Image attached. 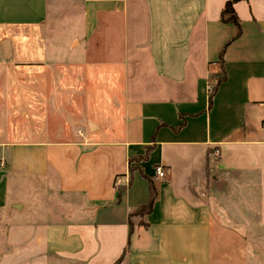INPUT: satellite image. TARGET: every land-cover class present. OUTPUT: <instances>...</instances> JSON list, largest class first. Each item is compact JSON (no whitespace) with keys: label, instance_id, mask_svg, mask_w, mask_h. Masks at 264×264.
Here are the masks:
<instances>
[{"label":"crops","instance_id":"0c3cea01","mask_svg":"<svg viewBox=\"0 0 264 264\" xmlns=\"http://www.w3.org/2000/svg\"><path fill=\"white\" fill-rule=\"evenodd\" d=\"M227 1L0 0V73L64 36L102 40L105 82L120 73L116 117L84 140L0 142V264H264V0L234 4V40Z\"/></svg>","mask_w":264,"mask_h":264},{"label":"rangeland","instance_id":"374dc122","mask_svg":"<svg viewBox=\"0 0 264 264\" xmlns=\"http://www.w3.org/2000/svg\"><path fill=\"white\" fill-rule=\"evenodd\" d=\"M40 39L39 35L33 36L34 43ZM69 40L64 36L46 41L47 46L57 48L48 63H23L11 66L6 73L1 71L0 76L9 77V107L18 111H0V128L8 129L0 131V142L28 139L78 142L96 132L89 130L88 123L106 127L116 117L113 110L116 101L120 102V73L109 75H113L114 83L105 82V69L99 67L104 58L103 41L85 39L81 55L78 51H66ZM76 47L74 42L72 48ZM74 53L80 58H73ZM1 85L0 104L4 105L1 94L5 85ZM261 242L253 245L258 253L264 251V236Z\"/></svg>","mask_w":264,"mask_h":264},{"label":"trees","instance_id":"16d2710c","mask_svg":"<svg viewBox=\"0 0 264 264\" xmlns=\"http://www.w3.org/2000/svg\"><path fill=\"white\" fill-rule=\"evenodd\" d=\"M238 1H242V0H229V1H227L224 4V6L221 9V11H220V21L222 23L232 24L235 27L236 32H235V35L232 38V40L238 38L240 36V34H241L240 21H239L238 17L236 16V13H235L234 8H233L234 4L236 2H238ZM226 45L227 44H225V46ZM225 46L220 51L219 56H218L217 64L219 65V69L216 72H212L210 74L209 101L212 100V97H213V95L215 93V90H216L217 86L226 77V74H225V71H224V68H223V52H224ZM123 190H124L123 188H118L117 189V191H116V201H119ZM156 197H157V192L155 190V186L153 184H151L150 197H149V200H148L147 204L144 205V206H140V207H137L135 209H132L129 212V215H128V219H129V234L132 233V227H133L132 226V219L134 217H137V216L141 217V216L147 215L151 211L153 203H154ZM122 257H123V255H122ZM122 257H120V259L117 262H119Z\"/></svg>","mask_w":264,"mask_h":264},{"label":"built area","instance_id":"2783aa9c","mask_svg":"<svg viewBox=\"0 0 264 264\" xmlns=\"http://www.w3.org/2000/svg\"><path fill=\"white\" fill-rule=\"evenodd\" d=\"M214 154L217 155L218 152L214 151ZM154 171H155V177L156 178H163L164 177L165 173H164V170L161 167H159V166L156 167Z\"/></svg>","mask_w":264,"mask_h":264},{"label":"water","instance_id":"95a60500","mask_svg":"<svg viewBox=\"0 0 264 264\" xmlns=\"http://www.w3.org/2000/svg\"><path fill=\"white\" fill-rule=\"evenodd\" d=\"M88 128L91 132L96 130V126L93 123H88Z\"/></svg>","mask_w":264,"mask_h":264}]
</instances>
